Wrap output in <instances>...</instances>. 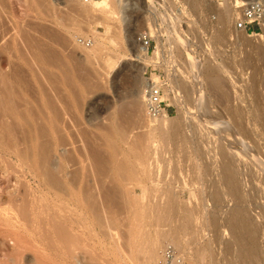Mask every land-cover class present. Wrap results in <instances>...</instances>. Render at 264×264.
<instances>
[{
  "label": "rangeland",
  "instance_id": "1",
  "mask_svg": "<svg viewBox=\"0 0 264 264\" xmlns=\"http://www.w3.org/2000/svg\"><path fill=\"white\" fill-rule=\"evenodd\" d=\"M108 1L113 7V0ZM143 1L147 8L132 0L137 4L128 12L130 20L121 24L115 17L105 20L101 11L82 0H0V144L12 143L25 149L34 140L37 154H45L52 161L50 170L59 165L64 154L67 176L75 179L72 187L69 183L60 191L47 183L41 169H27L15 154L0 147V207L17 208L21 221L17 230L18 226L13 228L7 218L0 220V264H158L163 245L171 241L163 240L156 258L146 262L144 252L139 251L143 228L138 226L133 235L128 234L134 222V216L128 213L133 207L146 208L155 202L162 209L172 204L174 210L164 215L162 225L147 222L142 226H147V234L152 235L156 230H177L182 244L173 246L187 264H264V52H260L264 51V32L256 37L231 32V18L226 16L223 0H182L186 10L178 12L181 28L177 32L182 40L174 42L179 72L166 96L174 102L171 88L177 81L193 94L184 93L185 102L180 107L174 102L177 108L168 117L182 120L183 128L177 138L161 140L153 165L157 168L151 167L150 173L155 180L151 181L136 171L137 159L147 158L150 152L146 132L151 123L145 117L143 100L137 95L129 98V93L137 78L142 83V76L148 77L161 46L157 45L142 76L137 71L142 64L127 58L118 62V57L133 51L128 38L136 39L140 28L148 29V22L151 28L156 20L164 23V33L168 35L178 22L171 11L151 10L147 6L151 0ZM166 1L172 5L171 0ZM233 1L228 0L230 7ZM82 37L91 38L92 46L78 44L77 39ZM188 38L194 42L193 49L209 48L195 59L203 61L202 72L214 68L221 84L218 99L209 93L210 105L215 108L212 106L206 114L200 111V120L208 116L204 127L193 118L196 112L191 102L196 86L184 51H190ZM203 82L209 92L207 80ZM10 109L18 116L11 117ZM116 125L122 127L126 143L112 130ZM221 148L227 152L226 157L219 155ZM228 158L244 192L240 208L248 214L250 226L256 228L257 248L253 250L257 257L247 261L239 258V247L225 226L234 201L227 196L216 201L208 197L212 189L222 190L218 164ZM56 168L54 173L59 177ZM60 203L69 205V210ZM57 211L74 221L73 229L78 235L70 237L68 248L73 255L67 249L63 254L67 257L49 243L48 249L46 241H40L41 236L30 228L33 218L44 220L49 227ZM184 212L191 214L187 222L182 218ZM212 215L217 217V227L211 226ZM108 216L118 222L115 229L106 228L109 236L102 233ZM75 219L86 222L85 228L91 222L97 233L84 230L80 223L77 226ZM48 232L41 231L46 236L51 234ZM94 233L97 237L93 238ZM250 246L249 242L247 248Z\"/></svg>",
  "mask_w": 264,
  "mask_h": 264
},
{
  "label": "bare ground",
  "instance_id": "2",
  "mask_svg": "<svg viewBox=\"0 0 264 264\" xmlns=\"http://www.w3.org/2000/svg\"><path fill=\"white\" fill-rule=\"evenodd\" d=\"M93 1H90L89 4L90 6H92L93 8H96L98 9L99 11H101V13L104 14V17H105V20L107 19H112L113 17H115L116 19H118V21L121 23V24H126L129 20H130V15H129V11H131L133 9V5L134 4H137L136 2L140 3L142 5L143 8H147L145 6V2L143 0H136L135 3H132V0H113V7H111V4L108 0H98L95 4H93ZM225 2V11L228 13L226 16L228 17V19L231 18V32H233L235 35L236 34H244L243 32H238V31H234L233 28H232V18H233V15H234V5H235V1L237 2V4H240L241 2H246V1H251V0H234L232 3H231V7L229 6V3H228V0H223ZM262 2H264V0H261ZM147 6H151V5H147ZM135 8V7H134ZM184 17V16H183ZM179 16L177 17V21H179ZM170 19V18H169ZM145 20H149L147 17ZM76 22H78L76 20ZM75 22V24H77ZM173 23H174V20H173ZM78 25H81V24H78ZM148 25V28H151L150 26V23L148 22L147 23ZM74 26V25H73ZM168 26V25H167ZM76 29V28H75ZM74 29V30H75ZM147 32V28H140L137 32V38L136 39H129V41L132 43L133 47H132V52L127 54V55H123L121 54L120 57H118V62H121L123 59L127 58L129 60H135L137 62H139L140 64H142V66L140 67H137V71L139 72V74L142 76L143 75V72L145 71V67L148 63V61H150L151 59H153V54H150L148 51H147V48L146 46L143 45L141 39L142 37L144 36V34ZM264 32V31H262ZM177 33V32H176ZM175 33V34H176ZM181 39V35L180 36H177L176 40ZM182 40V39H181ZM112 41V40H111ZM133 41V42H132ZM179 42V41H178ZM184 45V43H183ZM92 46V45H91ZM92 51H94V49L92 48L91 49ZM185 53H186V59H187V62L189 64V67H190V70H191V74L193 75V82L195 83V88H194V96L192 98V102H191V105H192V109L193 111H195L194 113L196 114V116H194L193 118L195 119V121L197 122V125L200 124H203V123H206L207 121H205L207 119H203L201 118L200 120V117L201 115L203 114H200V111H202V113L204 112H209L210 109L209 108H212V106L214 105H210V103L212 102V99L210 100V92L211 94H214L215 97L219 95L221 96V84H220V81L218 79V76H217V72L216 70L213 68H207L203 74V72L201 71L202 69L201 68H204L201 66V64H203L201 61H196L197 59H195L193 57V55L190 53V51L184 49ZM91 52V51H90ZM260 52H264L260 49ZM203 60V59H202ZM186 62V63H187ZM113 71V70H112ZM114 72V71H113ZM111 73V72H110ZM2 77V76H1ZM3 79V78H1ZM204 79L207 80V83L209 84V92H207V90H205V85H204ZM1 81V80H0ZM173 81V80H172ZM179 81L176 82L175 86H173L171 88V91H173L172 93L174 94L173 96V101L177 104L178 107H180L184 102L185 100L183 99L184 98V93L186 94L187 91H189L190 93V90L191 89H187V87L184 85V84H179L178 83ZM181 82V81H180ZM206 83V81H205ZM150 82H149V79L147 78H143L142 76V83H141V87L140 89L138 90V93H137V97L138 99H142L143 102H144V96H145V91L146 89L148 88ZM171 83L168 84L167 88L165 89L166 92L169 91L170 87H171ZM173 89V90H172ZM190 94H193L190 93ZM189 97V96H188ZM175 98V99H174ZM187 98V96L185 97V99ZM190 98V97H189ZM217 98V97H216ZM214 99V98H213ZM218 99V98H217ZM220 99V98H219ZM211 101V102H210ZM216 101V100H215ZM144 104V103H143ZM211 106V107H210ZM213 108H215L213 106ZM191 109V108H189ZM207 110V111H206ZM212 110V109H211ZM30 111V110H29ZM214 111V110H213ZM11 117L14 115L15 116H18L17 115V112L16 111H13L12 109H10L9 111ZM28 112V110H27ZM188 112V111H187ZM191 113V112H189ZM193 113V112H192ZM8 114V113H7ZM33 114V113H32ZM206 114V113H205ZM210 114V113H209ZM208 114V115H209ZM194 115V114H193ZM200 115V116H199ZM45 116V115H44ZM191 115H189V119L191 120L192 122V117L190 118ZM199 116V117H197ZM214 116V115H213ZM184 117H185V114H184ZM204 117V116H203ZM210 117V116H209ZM197 118V119H196ZM42 119V118H41ZM46 119V118H45ZM159 120L155 121V120H150V123L151 125H149V127L147 128V132H146V135H147V140H148V150L150 151L148 153V157L143 159L142 157L138 158L137 159V167H136V171L138 174L142 175V176H145L147 179L153 181L155 180L152 175H150V173L152 172L153 173V169L155 167V169L157 168V166H154V162H157V154H158V145L160 144L161 140L162 141H171L173 140L174 138H177L180 134V131L181 129L183 128V124L181 125V121L180 120H177L173 117H168V116H165V117H161L158 118ZM186 119V122L189 121L188 118H185ZM193 119V121H194ZM214 119V118H212ZM32 120V119H31ZM48 120V119H47ZM209 120V119H208ZM211 120V118H210ZM209 120V121H210ZM26 121V120H24ZM112 121V120H111ZM117 121V120H116ZM194 121V122H195ZM216 121V120H215ZM55 122V121H54ZM115 122V120H114ZM154 122V123H152ZM190 122V121H189ZM36 123V122H35ZM34 123V124H35ZM49 123V122H48ZM52 123V122H50ZM49 123V124H50ZM60 123V122H59ZM117 123V122H116ZM149 123V124H150ZM183 123V122H182ZM213 123H216V122H213ZM212 123V124H213ZM223 123V122H222ZM123 124V123H122ZM121 124V125H122ZM185 124V123H184ZM209 126L211 125V123H208ZM26 125V124H24ZM54 125V124H53ZM113 125V124H112ZM206 125V124H205ZM216 125V124H215ZM215 125H211V126H215ZM23 126V125H22ZM51 125H49L50 127ZM218 126V125H217ZM114 127V126H113ZM200 127V126H198ZM202 127V125H201ZM203 127H204V124H203ZM202 127V128H203ZM206 127V126H205ZM223 127L225 128V126L223 125ZM36 128V127H35ZM52 128V127H51ZM50 128V129H51ZM54 128V127H53ZM124 129H126L125 127H123ZM212 128V127H211ZM221 128V127H220ZM218 128V129H220ZM64 129V128H63ZM205 129V128H204ZM208 129V128H207ZM206 129V130H207ZM226 129V128H225ZM228 129V128H227ZM31 130V128H30ZM36 130V129H35ZM112 130H114L115 134L117 135L118 138H120V140H122V142L124 143L123 139L125 140V143H126V137H124V131L122 129V127L120 125H116L114 128H112ZM111 128H110V131H112ZM224 130V129H223ZM222 130V132H223ZM21 132H23L24 130H20ZM210 131V130H209ZM215 131V130H213ZM227 131V130H225ZM52 132V131H51ZM55 132V130H54ZM208 132V131H207ZM217 132V130H216ZM27 133V132H26ZM56 133V132H55ZM227 133V132H226ZM29 134L31 133H28V137H29ZM54 134V133H52ZM114 134V133H113ZM24 135V134H23ZM55 135V134H54ZM26 136V135H25ZM58 136V134H57ZM56 136V137H57ZM127 136V135H126ZM31 137V136H30ZM33 137V136H32ZM54 137V136H53ZM36 138V137H35ZM61 138V137H60ZM24 139V138H23ZM30 139V138H29ZM58 140H60L59 138H56ZM36 140V139H35ZM52 140V139H51ZM53 141V140H52ZM1 143V141H0ZM4 143V142H3ZM0 144V147L6 151H9L13 154H15L19 160H20V163L23 164L27 169H30L31 171H36V170H39L40 169L42 170L43 172V175L45 176V179L47 181V183L50 185V186H55L57 188L60 189V191L64 190L65 187L64 186H68L69 183L72 184L70 187L73 186V183L75 179H72L71 178L69 179L68 178V173H67V168H66V163H67V158H65L64 154L61 155L60 157V162H59V165L57 164L56 167L54 166L53 167V171L52 169L50 170L49 167L51 168V164H52V161H49V159L47 158V156L45 154L43 155H39L37 154V150L38 148L36 149L35 147L38 146L37 142L35 143V141L33 140L32 142L30 141V143L28 142V147L26 146L25 149H22L19 148L17 145H12V143L10 144H6V142L4 144ZM35 144L37 146H35ZM59 144V142H58ZM56 146V145H54ZM139 146V145H138ZM137 146V147H138ZM140 147V146H139ZM160 147V145H159ZM29 149V150H28ZM114 150L116 148H113ZM141 148H139L140 150ZM36 150V151H35ZM113 150V151H114ZM30 151V152H28ZM226 154L227 152L221 148L220 151H219V155L221 156H225L226 157ZM36 155H39L40 157V163H37L36 161ZM80 159V158H79ZM79 161V160H78ZM83 162V161H82ZM80 163V162H78ZM77 163V164H78ZM157 164V163H156ZM219 177L220 179L222 180V190H218L216 188L212 189L209 193V196L211 200L213 201H216V200H219L221 198H223V196H227L229 199L233 200L234 201V208L232 209L231 213L229 214V217L228 219L225 221L227 223V225L225 224V226L227 227V229H229V232H230V235H231V238H232V242H234V244L239 247L238 250H239V258L243 261H247L248 258H255L257 257L255 255V252H254V248H257L255 247L254 245V242L256 241L255 240V231L254 228H252V226H250V222H249V219H248V214L246 215V212L244 210H242L243 208H240V204L243 202L244 200V192L241 190V188H239V185H238V181H237V176L235 173V170H234V167H233V163H232V160L231 158H228L227 161H221L219 164ZM151 167L153 168L151 170ZM201 165H199L197 167V169H200ZM54 168L58 169L57 172H59L61 174V176L58 177V175H56L54 173ZM80 171V170H79ZM157 171V170H156ZM155 171V172H156ZM58 173V174H59ZM79 174V173H78ZM156 174V173H155ZM154 175V174H153ZM157 175V174H156ZM155 175V176H156ZM77 176V175H76ZM77 177H80V176H77ZM62 178V179H61ZM75 178V177H74ZM72 182V183H71ZM78 181H76L77 183ZM81 182V180H80ZM75 183V184H76ZM69 187V188H70ZM67 188V187H66ZM73 190V189H72ZM71 190V191H72ZM206 191V189H205ZM74 192V191H73ZM126 192V191H125ZM71 194V193H70ZM77 194V193H76ZM126 194V193H125ZM127 195V198L129 197L128 194ZM202 195V194H201ZM204 195V194H203ZM206 195V194H205ZM204 195V197H205ZM208 195V194H207ZM78 196V195H77ZM79 197V196H78ZM201 197V196H200ZM203 197V198H204ZM130 200V199H129ZM134 202V201H133ZM136 202V201H135ZM244 203V202H243ZM61 204V203H60ZM64 203H62L61 205L63 206ZM65 206L67 205L66 203L64 204ZM60 206V205H59ZM61 206V207H62ZM63 206L64 208L67 207V209L69 208V205L68 206ZM54 208H57V206L55 205ZM246 208V207H245ZM58 209V208H57ZM60 209V207H59ZM128 209H132V208H128ZM134 209V210H133ZM132 211L128 214H132L134 216V222L132 224V227L131 229L129 230V233L131 235H133V232L136 231V227L140 226L141 229L144 231L145 226L144 225L142 226V224H145L148 222L151 226L156 224V225H162L163 222L165 221V217L164 215L168 214L169 211H173L174 210V206L172 204H168L167 207H165L164 209H162L158 203H153V204H149V206L147 205V207L145 208L144 207H133ZM56 210V209H55ZM61 211H64L62 208L60 209ZM59 210V211H60ZM69 210V209H68ZM147 210V211H146ZM58 212V211H57ZM69 212V211H67ZM128 212V211H127ZM145 212V213H144ZM63 213V214H62ZM59 214H56L54 215L52 218H51V221L48 222L49 224V227H47V225L44 223V220L42 219H31L29 221V223L31 224L30 225V228L32 227L33 230L36 231V234L41 236L40 238H38L40 241H46V244H47V247H49V244L50 246L52 245L53 247H55L56 249H54L52 246V249L54 250H58L60 251V254H62V257H67L65 256L66 252L68 251L67 249H69L70 247V237H75L77 234L75 232V230L73 229V225L74 224V221H71L69 220V218L67 216L64 215V212H62ZM70 213V212H69ZM78 214V213H77ZM81 214V213H80ZM83 217V215H81ZM80 216V217H81ZM190 216L191 214L189 212H184L183 213V220L184 222H187L190 220ZM250 216V215H249ZM79 217V216H78ZM85 217V216H84ZM4 219L6 220V218L9 220V223L11 224V226H18L16 227L17 230L19 228V226H21V221H20V214L18 213V209L17 208H14V207H0V220ZM86 219V218H85ZM77 219H75L76 221ZM81 221V219H79ZM217 217L216 215H212L210 217V222H211V226L213 225V227H217ZM3 221V220H2ZM82 222V223H81ZM81 222H77L76 221V225L78 226L79 223L81 225H79L80 227L84 228V230H86V228L88 229L89 232H91L90 230L92 229L93 232H96L95 229H93L92 225H91V222H89V224L91 225H87V227L85 228L84 223L83 224V221ZM252 222V221H251ZM2 223V222H0ZM88 223V222H87ZM118 222H116V218L114 216H108L107 217V221H106V225H105V228L102 227V233L106 234L107 233V236L111 235L108 234V232H105V231H111L112 228L115 227V225H117ZM162 223V224H161ZM83 224V225H82ZM72 225V226H71ZM148 225V227L150 226ZM184 225V224H183ZM253 225V224H252ZM84 226V227H83ZM219 226V225H218ZM251 228H250V227ZM79 227V228H80ZM13 230V233H15L16 229ZM49 228V230H48ZM90 228V229H89ZM107 228V230H106ZM145 228V229H144ZM115 229V228H114ZM140 229V230H141ZM149 229V228H148ZM148 229L147 231L143 232L141 230V234L142 236H144V239H142V245L139 244V246L141 245L142 249L140 248L139 251H143L144 252V257H146L144 260H147L146 262H149L150 259L153 258V256H155L156 252H157V249H159V245H161L162 241L163 240H170L171 243H173L172 245H176V246H180L182 243L181 241L179 240L178 238V233H177V230L176 232L175 231H165V230H156V232L152 235L151 233L147 234L148 232ZM256 229V228H255ZM11 230V231H12ZM135 230V231H134ZM139 230V231H140ZM150 230V229H149ZM41 231H44V232H51L50 235L47 234V236L43 233H41ZM217 231V230H216ZM220 231V230H219ZM34 232V231H33ZM48 232V233H49ZM93 232H91L93 234ZM18 233V231H17ZM96 233H94L93 235V238L94 236L97 237ZM101 234V232H99ZM35 234V232H34ZM104 234H102V236H104ZM216 234V233H215ZM15 235V234H14ZM43 235H45L43 237ZM36 236V235H34ZM49 236V237H48ZM78 236V235H77ZM106 236V235H105ZM92 238V237H91ZM129 239L132 238L131 236L128 237ZM134 238V237H133ZM138 238V237H137ZM35 239V238H34ZM46 239H49V240H46ZM90 239V238H89ZM102 239V238H101ZM136 239V238H134ZM13 240V239H12ZM18 240V239H17ZM98 240V239H97ZM137 240V239H136ZM144 240V241H143ZM14 241V240H13ZM16 241V240H15ZM14 241V242H15ZM48 241V242H47ZM99 241V240H98ZM133 241V240H132ZM131 239H130V244H131ZM138 241V240H137ZM167 241V240H166ZM13 244L16 246L17 245V242H15ZM136 242V241H134ZM169 242V241H168ZM249 242H250V247L251 248H247V245H249ZM12 243V242H10ZM25 243V242H24ZM23 243V245H24ZM35 243V242H34ZM44 243V242H42ZM49 243V244H48ZM170 243V242H169ZM38 244V243H37ZM83 244H86V242H84ZM128 244V243H127ZM138 244V243H137ZM136 244V245H137ZM256 244V243H255ZM45 245V244H44ZM129 245V244H128ZM22 246V244H21ZM20 246V248H21ZM42 246V245H41ZM84 246V245H83ZM87 247V245H85ZM88 246H91V245H88ZM131 246V245H130ZM253 246V247H252ZM257 246V245H256ZM19 247V246H18ZM17 247V248H18ZM25 247V246H23ZM22 247V249H23ZM69 247V248H68ZM85 247V248H86ZM12 248V247H10ZM14 248V247H13ZM88 248V247H87ZM2 249V247L0 248ZM16 249V247H15ZM14 249V251H15ZM43 249V248H42ZM46 249V248H45ZM48 249H51L50 247ZM134 249V248H133ZM3 250V249H2ZM7 250V248H6ZM19 250V248L17 249ZM21 250V249H20ZM66 250V251H65ZM71 249H69V252L72 253L70 251ZM11 251V250H10ZM57 251V253H59ZM133 251V250H132ZM3 252V251H2ZM5 252V251H4ZM18 252V251H17ZM16 252V253H17ZM69 252L67 254H69ZM130 252V251H129ZM142 252V253H143ZM15 253V254H16ZM44 253V252H43ZM56 253V254H57ZM4 254V253H3ZM7 254V253H6ZM58 254V255H60ZM65 254V255H63ZM2 255V254H1ZM8 255V254H7ZM11 255V254H10ZM70 255V254H69ZM73 255V253H72ZM4 256V255H3ZM16 256V255H15ZM21 256V255H20ZM20 256H17V257H20ZM49 256V255H48ZM75 256V255H74ZM99 256V255H98ZM2 257V256H1ZM69 257V256H68ZM8 258V256H7ZM10 258H12L10 256ZM61 258V257H60ZM74 258V257H73ZM76 258V257H75ZM93 258V257H92ZM131 258V257H130ZM156 258V256L154 257ZM15 259V258H14ZM98 259V257H97ZM142 259V261H143ZM257 259V258H256ZM3 260V259H2ZM1 260V261H2ZM21 260V259H20ZM40 260V259H39ZM252 260H255V259H252ZM12 261V260H10ZM96 261V260H95ZM98 261V260H97ZM255 262V261H253ZM251 261V264H255ZM5 263V262H4ZM18 264H21L19 262H17ZM246 263V262H245ZM248 263V262H247ZM10 264V263H9ZM16 264V263H14ZM144 264V263H143ZM250 264V263H249ZM258 264V262L256 263Z\"/></svg>",
  "mask_w": 264,
  "mask_h": 264
},
{
  "label": "built area",
  "instance_id": "3",
  "mask_svg": "<svg viewBox=\"0 0 264 264\" xmlns=\"http://www.w3.org/2000/svg\"><path fill=\"white\" fill-rule=\"evenodd\" d=\"M82 1L89 3L92 0ZM171 1L172 5H169L166 0H151L150 9L159 11L160 13L171 11L172 16L177 18L179 16L178 12L186 10V5L182 0ZM182 18L187 19L185 16ZM177 22L176 29L171 30L172 34L168 35L164 33L165 24L156 20L153 28H148L141 39L143 45L146 46L147 51L151 54H153L158 44L161 46L160 53L155 55L149 68V75L146 77L150 82L144 96V113L147 120H156L161 117L170 116L177 108L176 104L170 102L169 98H167L165 90L168 84L176 79L178 76L177 72H179L174 47V42L178 36L176 32L181 28V24H179V21ZM232 28L234 31L243 32L247 36L256 37L260 35L264 31V2L261 0H251L237 4L235 1ZM187 42L191 44L190 52L194 58H201L205 53L209 52L208 47L204 50H198L197 47L193 49L194 42L190 38L187 39ZM77 43L84 47H90L93 41L91 38L82 37L77 39ZM158 264L187 263L179 250L168 242L162 247Z\"/></svg>",
  "mask_w": 264,
  "mask_h": 264
},
{
  "label": "crops",
  "instance_id": "4",
  "mask_svg": "<svg viewBox=\"0 0 264 264\" xmlns=\"http://www.w3.org/2000/svg\"><path fill=\"white\" fill-rule=\"evenodd\" d=\"M140 84H141V80L137 78L135 82L134 90L129 93L130 96L129 98H131V96L135 97L137 95Z\"/></svg>",
  "mask_w": 264,
  "mask_h": 264
}]
</instances>
